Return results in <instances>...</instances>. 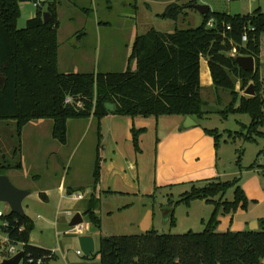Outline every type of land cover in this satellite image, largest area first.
<instances>
[{
  "label": "rangeland",
  "instance_id": "1",
  "mask_svg": "<svg viewBox=\"0 0 264 264\" xmlns=\"http://www.w3.org/2000/svg\"><path fill=\"white\" fill-rule=\"evenodd\" d=\"M59 1L60 4L62 2V27L58 33L61 58L59 67L61 72L68 74L89 71L122 73L128 67L135 70L136 62H126V53H123L126 50L125 44L134 30L137 35L152 29L173 33L177 29H194L203 22V16L196 9L190 8V2L193 0H111L114 5L111 13L104 10L106 0H96L102 6L99 12L94 9L95 0H71L75 5L89 9L90 15L79 12L71 5V1ZM176 2L185 7V13L179 20L175 22L158 17L170 4ZM196 4L208 6L211 12L231 15L245 16L258 9L264 13V0H196ZM37 8L33 1L20 4V15L17 19L19 29L26 28L28 21L35 18ZM99 20L110 21L115 28H103L100 33L104 36L101 47L95 30V23ZM125 23L128 25H123ZM132 23L136 25V29L132 28ZM262 43L264 55V37ZM99 51L101 57L96 58ZM111 51L119 52L116 53L118 56L115 59ZM262 62L264 63V59ZM200 69L202 98L207 104L205 111L211 114L196 118L198 126L192 128V132L203 133V138L193 151L184 150L186 145H190L187 143L181 145V149L172 146L174 137L168 135L175 121H180L179 118H127L129 123L135 121L131 122L130 126L126 122L127 119L125 121L122 118L108 117L104 120L106 132L101 138L104 148L110 131L123 137L125 146L121 156L113 153L111 147L108 149V155L102 153L103 160H108V166L111 168L109 170L116 174L109 173L105 186L101 177V184L94 194V212L102 220L101 230L94 223L85 220L84 232L77 234L76 229L70 227L72 219L65 214L83 212L91 205L93 172L99 143L96 120L89 127L88 120L73 119L67 145L53 138L54 126L51 120L29 123L20 140L15 121H0V163L5 160L12 166L23 163L21 170L12 169L6 176L17 189L30 192L23 202V207L25 214L35 223L31 244L57 254V259L50 264H99L98 257L87 261L84 256L77 255V251L81 250L79 238L84 235H92L97 252L100 238L105 236L142 235L152 229L177 235L189 231L202 232L216 210L219 220L217 228L222 233L249 231L254 221H264V137L249 141L244 135H240L247 134L252 122L248 114L238 113L224 117L223 113H219L229 105L231 96L223 90L218 98L206 58L202 59ZM143 123L145 124L142 125ZM133 127H148L141 140V153L136 152L131 141ZM215 129L221 135L218 147L216 139L206 133V130ZM262 131L264 132V129ZM197 156H200L201 160H198V163L194 160ZM162 158L165 162L161 164ZM102 172L104 175V168ZM64 179L67 188L72 187L74 193L65 194L62 199L59 188ZM216 179L223 182L240 179V186L248 201L246 209L239 207L237 211H226L224 205H217L221 202H234L235 192L229 189L223 200L221 195H217L211 201L199 199L171 208L175 211L176 218V225L171 227L166 215V212L170 211L169 196L173 198L170 200H178L191 184L198 185ZM109 184L111 187H118L123 195L105 194L102 190H108ZM75 185L83 187L79 188V191L85 196V200H74V194L78 190ZM45 188L51 191L47 194L49 199L39 193ZM99 188L102 190L99 191ZM9 211L7 203H0L1 213L7 214ZM151 222L153 224L149 225ZM2 226L3 221L0 219V262L5 256H13L11 245L1 231ZM15 248L20 251V246Z\"/></svg>",
  "mask_w": 264,
  "mask_h": 264
},
{
  "label": "trees",
  "instance_id": "2",
  "mask_svg": "<svg viewBox=\"0 0 264 264\" xmlns=\"http://www.w3.org/2000/svg\"><path fill=\"white\" fill-rule=\"evenodd\" d=\"M32 1L37 0H0V121H15L20 140L29 123L51 120L53 138L67 145L69 121L91 117L96 120L99 143L93 194L91 205L83 215L100 230L102 220L94 212V194L101 184L104 164L101 120L108 116L159 119L179 115L201 118L211 114L205 111L207 104L202 98L203 58L207 59L218 98L223 90L231 96L229 105L219 113L224 117L248 114L252 122L247 134L240 135L249 141L264 137V13L260 9L245 16L210 10L202 15V24L194 29H177L173 33L152 29L141 34L132 49L135 70L128 67L122 73L68 74L59 69L60 1L45 0L37 6L35 18L28 21L26 28L19 29L20 4ZM194 3L196 0L190 2ZM184 8L177 2L172 3L158 17L176 22L185 13ZM45 12L51 16L49 24L43 20ZM246 33L248 42L243 43ZM239 56L254 57L255 71L246 72L239 67L236 60ZM250 84L255 85L256 94L247 97L244 92ZM72 96L83 100V109L66 105V98ZM146 132L147 128H132L137 153L142 152L140 139ZM206 133L216 139L218 147L219 131L206 130ZM22 168V162L12 166L5 160L0 163V175ZM229 189L235 192L234 202L217 205H224L226 211L246 209L248 201L240 179L191 184L178 200L168 202L171 214L167 218L171 227L176 225L175 211L171 208L199 199L211 201L217 195L223 200ZM110 193L113 192L107 194ZM217 212L199 233L189 231L177 235L152 229L142 235L101 237L99 250L84 258L93 261L98 257L99 264H264V221L259 222L260 230L222 233L217 228ZM0 219L1 231L11 247L20 246L25 251L22 264H50L57 259L54 251L31 244L35 223L28 215L21 217L10 210Z\"/></svg>",
  "mask_w": 264,
  "mask_h": 264
},
{
  "label": "crops",
  "instance_id": "3",
  "mask_svg": "<svg viewBox=\"0 0 264 264\" xmlns=\"http://www.w3.org/2000/svg\"><path fill=\"white\" fill-rule=\"evenodd\" d=\"M66 1H71V0H66ZM96 1V0H95ZM79 4H81V3H79ZM71 5L72 6H74V8H77V10L79 11V12H81V13H83V14H87V15H90V10L89 9H87V8H85V7H83V6H81V5H75L72 1H71ZM102 5V4H101ZM62 7V2H61V4H59V7H58V19H60V10L62 9L61 8ZM100 8H102V6H100V4L98 3V1H96V7L94 8L95 10H96V12H99L100 11ZM105 11H107L106 13H111V12H113V10H114V5L112 4V2H111V0H106V6H105V9H104ZM135 19H137V18H135ZM60 21H61V19H60ZM123 25H128V23H125V24H123ZM61 27H62V22H61ZM61 27H60V29H61ZM110 28V29H115L114 28V25L113 24H111V22L110 21H98V22H96L95 23V30H96V32L98 33V36H99V41H100V47H101V43L103 42L102 41V39H103V37L101 36V31L103 30V28ZM132 28L134 29H136V25L135 24H133L132 23ZM124 29V28H123ZM132 29V30H133ZM60 31V30H59ZM136 30H134V32H132L131 34H130V37H129V40H128V42H126L127 44H125V48H126V50L123 52V53H126L124 56L127 58H125V61L126 62H135L134 60H131V57H132V55H133V53H132V49H133V45H134V42H135V40H136V38H137V36H139V35H137L136 33L137 32H135ZM83 34H81V36H82ZM112 41H114V40H112ZM112 41H110V43H113ZM101 51H99V55H97L96 56V58L98 57V58H100L101 57ZM110 53H112L113 55V58L115 59V57L116 56H118V54H119V52H117V51H111ZM116 53H118V54H116ZM61 58H60V55H59V60H60ZM59 69H60V67H59ZM264 71V70H263ZM89 72H92V71H89ZM89 72H87V73H89ZM111 72V71H110ZM95 73H100V72H96L95 71ZM264 74V73H263ZM201 87H202V83H201ZM215 87V86H214ZM108 117H111V116H108ZM107 117V118H108ZM161 117H168V116H161ZM160 117V118H161ZM113 118H115V117H113ZM116 118H122V119H125V121H126V119L127 118H131V117H128V116H126V117H116ZM138 119H140L141 117H137ZM170 118H174V120H179L180 119V121H175V125L172 127V131L170 130V134L168 135V136H171V137H174L173 139H172V146L173 147H175V148H177V146L180 148V146L182 145L183 146V144L184 143H187V144H190V145H186L185 147V149L184 150H191V151H193V149H195L196 147H197V145L200 143V139H202L203 138V133H201V132H198L197 134H195L194 132H192L193 130H192V128L194 129L195 127H197L198 126V124H197V121H196V117H191L192 118V120H193V122H195L196 123V125H190V126H187V122H186V118L187 117H185V116H177L176 118H175V116H173V117H170ZM177 118H179V119H177ZM106 118H104V119H102L101 120V124H102V134L105 136V124H104V120H105ZM134 119H136V118H134ZM75 120V119H74ZM94 121H95V119L93 118V117H91L89 120H88V125H89V127L90 126H92V124L94 123ZM127 124H129V126L131 125L130 123L131 122H135L134 120H132V121H130V123H129V121H128V119H127ZM70 123H71V121H69V123H68V125H69V129H68V137H69V133H70ZM145 123H143L142 125H144ZM29 125V124H28ZM28 125H27V127H28ZM134 125V124H133ZM144 128H148V127H144ZM144 128H141V129H144ZM25 130V129H24ZM23 130V131H24ZM148 130V129H147ZM149 132V131H148ZM23 134V133H22ZM53 135V134H52ZM102 135V136H103ZM145 135V134H144ZM144 135H142L141 136V139H140V141L142 140V138L144 137ZM164 136H167L166 134H163ZM197 135H198V137H197ZM163 136V137H164ZM195 137H196V139H195ZM105 138V137H104ZM106 139V138H105ZM127 139V138H126ZM125 140L123 139V137H121V136H119V135H115V132H111L110 131V133H108L107 134V139H106V144H105V148H107V150H105V148L103 149V151H102V153H104L105 155H108V149L111 147V150H113V153H115V154H119L120 156L122 155V149L124 148V146H125V142H124ZM131 141H132V138H131ZM67 143H68V140H67ZM128 143V142H127ZM132 144H134V142L132 141ZM181 146V147H182ZM181 149V148H180ZM198 154V152L195 154V155H197ZM200 156H197L196 158H194V160H195V162L196 163H198L199 161H201V160H199L200 158H199ZM199 160V161H198ZM198 161V162H197ZM158 162H160V160H158ZM163 162H165V159L163 160V158L161 159V164L163 163ZM165 164H167V163H165ZM164 164V165H165ZM104 166H103V168H104V175H103V172H102V178H103V185L105 186V183H106V181H107V183H108V180H109V177H108V175H109V173H111V175H115L116 173L113 171V170H109V169H111V168H109L110 166H108V160H106V159H104V164H103ZM174 173V172H173ZM180 178H182V177H180ZM183 178H185L184 180H187L186 179V177H183ZM111 184V183H110ZM109 184V185H110ZM76 187H77V193H81L80 191H79V188H83V187H81L80 185H75ZM112 185H110L109 186V189L108 190H102V189H100L99 188V191H103L105 194H107L108 192H113V193H110V194H117V193H119V194H122L123 195V192H121V191H119V189H117L116 187H111ZM173 186H175V185H173ZM163 187H166V186H163ZM60 191H61V196H62V199H64V197H65V194H67V195H71V193H72V191H73V189H72V187H70V188H67V184H66V181H65V179L63 180V182H62V184L60 185ZM98 191V190H97ZM51 191L49 190V189H41L40 190V194H43L46 198L48 197V193H50ZM74 193V192H73ZM82 194V193H81ZM110 194H107V195H110ZM172 195V194H171ZM107 198V197H106ZM47 199H49V197L47 198ZM170 199H173L172 197H170L169 196V201H170ZM85 200V199H84ZM168 201V202H169ZM119 210V209H118ZM164 210V209H163ZM169 210H170V208H169ZM80 214H84L82 211H78ZM69 212H67V213H65L66 215H67V217H70L71 219H73L74 217H75V215L76 214H73V216H71L70 214H68ZM110 213H112V212H110ZM167 214L166 215H169V214H171V211H167L166 212ZM72 214V213H71ZM83 218H84V222H85V217H84V215H83ZM71 223V222H70ZM153 224V222H151V223H149V225H152ZM251 227L252 228H256V229H258V230H260L261 229V227L259 226V222L258 221H254L253 223H252V225H251ZM84 230H85V228H84ZM88 236H92V235H88ZM117 236H119V235H117ZM108 237V236H107ZM57 255V254H56Z\"/></svg>",
  "mask_w": 264,
  "mask_h": 264
},
{
  "label": "water",
  "instance_id": "4",
  "mask_svg": "<svg viewBox=\"0 0 264 264\" xmlns=\"http://www.w3.org/2000/svg\"><path fill=\"white\" fill-rule=\"evenodd\" d=\"M192 9H196L201 15H205L210 11V8L205 5L192 4L190 6ZM43 20L45 24H49L51 21V16L48 12L43 14ZM237 64L239 67L243 68L246 72H254L255 71V59L252 56H239L237 57ZM256 90L255 85L250 84L249 88L244 92L245 96H255ZM187 126L196 125L193 122L190 116L186 118ZM30 195V192L24 189H17L9 180L8 176L0 175V203H7L10 207L11 212L20 215L21 217L26 216L23 202ZM84 224L83 215L79 212L76 213L75 217L72 219L70 223V227L75 228L76 226ZM258 230L256 228H252L251 231ZM80 241V249L83 251L84 255L90 258L95 252V240L91 236H81L79 238ZM25 258V251H21L10 258H5L0 264H22Z\"/></svg>",
  "mask_w": 264,
  "mask_h": 264
},
{
  "label": "built area",
  "instance_id": "5",
  "mask_svg": "<svg viewBox=\"0 0 264 264\" xmlns=\"http://www.w3.org/2000/svg\"><path fill=\"white\" fill-rule=\"evenodd\" d=\"M44 2H45V0H37L35 2V4H36V6H41ZM210 26H212V23H210ZM250 30L253 31L254 28L251 27ZM242 40H243V43H247L248 42V34L247 33L243 36V39ZM65 103H66V105H70V106L73 105L74 107H77L79 109H83L84 108L83 107L84 106V102H83V100L81 98H76V97H73V96L72 97H67L66 100H65ZM73 198H74V200L75 199L76 200H84L85 199V196L83 194H81V193H76V194H74V197ZM68 214H70L71 216H73V214H71L70 212ZM4 215L5 214H3V213L0 212V217H4ZM5 225H7V223H5ZM75 229L77 231V234H82L84 232V226H83V224L82 225H79V226H76ZM10 250L12 251L13 255H15V254L23 251V250L16 251V248L15 247H11ZM77 255L84 256L85 257V255H84V253H83L82 250H78L77 251Z\"/></svg>",
  "mask_w": 264,
  "mask_h": 264
}]
</instances>
